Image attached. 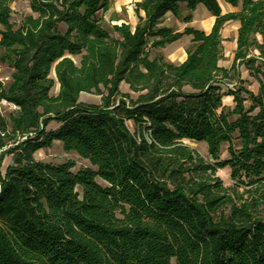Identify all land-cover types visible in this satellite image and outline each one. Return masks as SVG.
Returning <instances> with one entry per match:
<instances>
[{
  "label": "trees",
  "instance_id": "1",
  "mask_svg": "<svg viewBox=\"0 0 264 264\" xmlns=\"http://www.w3.org/2000/svg\"><path fill=\"white\" fill-rule=\"evenodd\" d=\"M12 2L0 0V60L12 70L0 104L18 108L0 116V151L14 143L0 173V264H264V0H142L134 28L112 26L119 38L99 17L110 0H29L36 16L18 25ZM180 4L202 5L214 18L209 33L161 26ZM228 22L239 27L226 70ZM184 36V62L151 58ZM50 122L58 128L48 131ZM184 141L204 143L207 158ZM54 142L90 167L34 159Z\"/></svg>",
  "mask_w": 264,
  "mask_h": 264
},
{
  "label": "rangeland",
  "instance_id": "2",
  "mask_svg": "<svg viewBox=\"0 0 264 264\" xmlns=\"http://www.w3.org/2000/svg\"><path fill=\"white\" fill-rule=\"evenodd\" d=\"M111 8L105 13H99V17L103 19V28L115 38H119V36L113 31L112 26L120 25L122 23H126L130 25L132 28L135 27L137 23V19L135 16V4L141 2L142 0H110ZM13 10L11 14V22L18 25L22 18L27 15H33L30 7L29 0H21L13 2L12 4ZM224 12L229 11L224 5ZM188 15H191L192 22L189 24L184 23V18ZM210 15L208 11L202 6H198L197 9L193 12H190L186 9L185 4H180V9L178 16H174L170 13L166 15L162 22L161 26L169 27L174 31H182L186 26H190L195 29L204 30L205 24L207 23L206 16ZM33 16H36L35 14ZM63 28L61 27V30ZM235 27L233 22L226 23L221 31L222 39V48L224 57L219 61L218 66L220 68L229 70L231 68L233 62V52L234 49L231 47L232 35L234 33ZM223 36V37H222ZM185 40V39H184ZM177 44V43H175ZM176 45H168L163 49L153 50L151 51V58L155 55H162L163 57L167 55L170 50ZM179 46H182V43H179ZM4 54V49L0 48V57ZM75 62L78 63V60L75 59ZM12 70L8 67L7 63H3L0 60V81L7 84L10 81V74ZM240 76L242 80L248 82L246 87L248 90L256 93L258 91V83L250 76V73L246 71L243 67L239 69ZM226 84L222 85V90L226 92L227 87L233 89L237 82L235 79L224 80ZM121 91L124 89L121 87ZM58 93V85L56 84L53 88L51 95H56ZM132 97H136L134 94H130ZM80 101L85 104L99 105L100 104V96L90 95V94H82L80 96ZM223 105L226 107H233L234 104L232 102V97L225 96L222 99ZM14 112L11 106L7 103L2 102L0 104V116L5 120L9 119V116ZM127 126L129 130L134 133L135 126L132 121L127 122ZM58 128V125L55 122H50L47 126L48 131H53ZM0 152L4 155L2 161L0 162V173L3 175L5 170L12 165V157L6 154V151L14 146V143L8 142ZM184 143L195 150L200 156L203 158H207V147L204 143H195L191 141H184ZM227 146L223 145L221 148V159L225 160L227 158ZM34 159L39 162L49 163L51 165H60L65 163L74 164L72 171H77L81 168L90 167L88 162L78 157L75 153H66L64 152L61 143L54 142L52 147L47 149H42L38 151L34 155ZM217 176L222 180L224 186L229 187L233 183L230 180L229 170L221 169L217 171ZM98 183L103 185L101 181L98 180Z\"/></svg>",
  "mask_w": 264,
  "mask_h": 264
},
{
  "label": "crops",
  "instance_id": "3",
  "mask_svg": "<svg viewBox=\"0 0 264 264\" xmlns=\"http://www.w3.org/2000/svg\"><path fill=\"white\" fill-rule=\"evenodd\" d=\"M16 1H21V0H13V2H16ZM12 2V3H13ZM11 3V4H12ZM227 9H229L226 5H224ZM10 7H11V10H13V7H12V5H10ZM230 12V9H229V11H227V12H225V13H229ZM168 15V14H167ZM206 20H207V22L209 23V28H204V32L205 33H209V31L211 30V28H212V25H213V23H214V18L213 17H211L210 15H208V16H206ZM229 23V22H228ZM234 23V27H235V30H234V33H233V35H232V42H231V47H232V49H234L235 50V48H236V38H237V29H238V27H239V24L237 23V22H233ZM221 35H223V34H221ZM223 37V36H222ZM185 39V40H184ZM222 39H224V38H222ZM182 43V46H179V43ZM190 42H191V37H189V36H184V37H182L179 41H177V42H175V43H177V44H175V43H173V44H171V45H176V46H174L171 50H170V52L167 54V55H165L163 58L165 59V61H167V62H169V63H172V64H181L182 62H184L185 61V59H186V53H185V50H186V48L188 47V45L190 44ZM170 45V46H171ZM121 87L124 89V91L122 92L121 91ZM120 91L122 92V93H129V94H131V92H130V90H129V87L126 85V84H124V83H122L121 85H120ZM81 96V95H80ZM79 101H80V98H79ZM81 102V101H80Z\"/></svg>",
  "mask_w": 264,
  "mask_h": 264
},
{
  "label": "built area",
  "instance_id": "4",
  "mask_svg": "<svg viewBox=\"0 0 264 264\" xmlns=\"http://www.w3.org/2000/svg\"><path fill=\"white\" fill-rule=\"evenodd\" d=\"M4 102V101H3ZM5 103H7V102H5ZM9 106H11L12 107V109L14 110V111H16V110H18V108L15 106V105H13V104H10V103H7ZM24 139V138H23Z\"/></svg>",
  "mask_w": 264,
  "mask_h": 264
},
{
  "label": "bare ground",
  "instance_id": "5",
  "mask_svg": "<svg viewBox=\"0 0 264 264\" xmlns=\"http://www.w3.org/2000/svg\"><path fill=\"white\" fill-rule=\"evenodd\" d=\"M209 26H210V25H209V23L207 22V23L205 24V27H206V28H209Z\"/></svg>",
  "mask_w": 264,
  "mask_h": 264
}]
</instances>
